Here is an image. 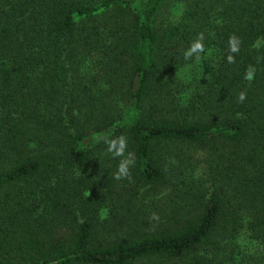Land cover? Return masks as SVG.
Masks as SVG:
<instances>
[{
    "label": "trees",
    "instance_id": "1",
    "mask_svg": "<svg viewBox=\"0 0 264 264\" xmlns=\"http://www.w3.org/2000/svg\"><path fill=\"white\" fill-rule=\"evenodd\" d=\"M243 230L264 0H0V264H235Z\"/></svg>",
    "mask_w": 264,
    "mask_h": 264
},
{
    "label": "rangeland",
    "instance_id": "2",
    "mask_svg": "<svg viewBox=\"0 0 264 264\" xmlns=\"http://www.w3.org/2000/svg\"><path fill=\"white\" fill-rule=\"evenodd\" d=\"M189 157L194 163L203 160V154L200 150H195L194 154ZM196 175H198L197 172ZM234 243L238 245V250H241V253L238 254V252L235 253V250H229L225 256L226 261L235 264H264V246L247 230L241 231Z\"/></svg>",
    "mask_w": 264,
    "mask_h": 264
},
{
    "label": "clouds",
    "instance_id": "3",
    "mask_svg": "<svg viewBox=\"0 0 264 264\" xmlns=\"http://www.w3.org/2000/svg\"><path fill=\"white\" fill-rule=\"evenodd\" d=\"M197 50L203 51V45L199 42L195 43L194 45H192V47L189 49V51L186 53V57L190 56L193 52H196ZM236 49L233 48V51H235ZM229 60H231V57H229ZM251 78V76L249 75V79ZM245 98L244 93H241L239 96V99L241 101H243ZM120 175H126V169L123 165H121L120 167V171L119 174L117 175V178H120Z\"/></svg>",
    "mask_w": 264,
    "mask_h": 264
}]
</instances>
